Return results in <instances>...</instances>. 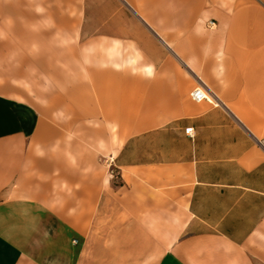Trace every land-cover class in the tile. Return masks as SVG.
I'll list each match as a JSON object with an SVG mask.
<instances>
[{
  "label": "crops",
  "instance_id": "obj_1",
  "mask_svg": "<svg viewBox=\"0 0 264 264\" xmlns=\"http://www.w3.org/2000/svg\"><path fill=\"white\" fill-rule=\"evenodd\" d=\"M263 141L264 0H0V264H264Z\"/></svg>",
  "mask_w": 264,
  "mask_h": 264
},
{
  "label": "built area",
  "instance_id": "obj_2",
  "mask_svg": "<svg viewBox=\"0 0 264 264\" xmlns=\"http://www.w3.org/2000/svg\"><path fill=\"white\" fill-rule=\"evenodd\" d=\"M191 97L196 102L210 101L209 94L203 86L194 89L191 93ZM193 130H194L193 128L186 129V134L192 135ZM263 146H264V141H263Z\"/></svg>",
  "mask_w": 264,
  "mask_h": 264
}]
</instances>
